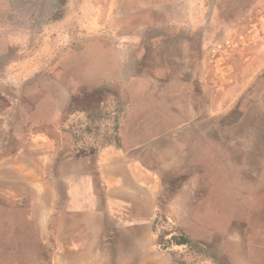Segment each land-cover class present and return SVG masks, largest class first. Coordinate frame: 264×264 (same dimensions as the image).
Listing matches in <instances>:
<instances>
[{
	"label": "rangeland",
	"instance_id": "374dc122",
	"mask_svg": "<svg viewBox=\"0 0 264 264\" xmlns=\"http://www.w3.org/2000/svg\"><path fill=\"white\" fill-rule=\"evenodd\" d=\"M0 264H264V0H0Z\"/></svg>",
	"mask_w": 264,
	"mask_h": 264
},
{
	"label": "crops",
	"instance_id": "0c3cea01",
	"mask_svg": "<svg viewBox=\"0 0 264 264\" xmlns=\"http://www.w3.org/2000/svg\"><path fill=\"white\" fill-rule=\"evenodd\" d=\"M116 167V166H114ZM115 180V179H114ZM132 200V199H131ZM136 200V199H135ZM137 203H127L125 200L119 204L118 207H121L123 210L120 212L122 213V224L125 226H133L135 224H140L143 223L142 219L144 220L145 218V212L149 211V208L151 204H149L147 201L141 200H136ZM137 204V205H136ZM135 208V209H134ZM143 208V212H141L139 209ZM127 210V211H125ZM131 210V211H130Z\"/></svg>",
	"mask_w": 264,
	"mask_h": 264
},
{
	"label": "bare ground",
	"instance_id": "6f19581e",
	"mask_svg": "<svg viewBox=\"0 0 264 264\" xmlns=\"http://www.w3.org/2000/svg\"><path fill=\"white\" fill-rule=\"evenodd\" d=\"M116 175H117V174H116ZM134 180H135V179H134ZM143 210H144L143 208H142V209H140V211H141V212H143Z\"/></svg>",
	"mask_w": 264,
	"mask_h": 264
}]
</instances>
